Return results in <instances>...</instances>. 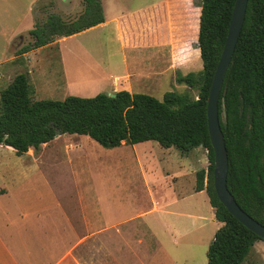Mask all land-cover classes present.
Listing matches in <instances>:
<instances>
[{
    "label": "crops",
    "instance_id": "1",
    "mask_svg": "<svg viewBox=\"0 0 264 264\" xmlns=\"http://www.w3.org/2000/svg\"><path fill=\"white\" fill-rule=\"evenodd\" d=\"M36 1L31 5L28 0H0V93L18 75L15 70L22 64H27L29 71L25 74L28 76L38 70L35 90L46 92L49 81L45 66L40 63L43 59L37 54L65 38L18 54L20 44L17 41L23 34L19 28L24 21H29V13ZM101 1L105 22L86 31L116 41L126 67L123 76H99L114 81L109 95L121 90L134 93L135 84L140 85H136L139 89L150 81L157 84L164 72H172L176 81L179 74L187 75L193 65H198L201 60L198 35L202 8L195 0H145L140 8L115 16H109V11L115 10V1ZM14 44L17 50L13 53ZM132 61L136 67L145 69L136 71L137 74L132 69ZM91 72L95 73V69ZM142 72L144 74H140ZM63 74L67 85V75ZM92 76L90 74L88 78ZM137 77L141 82L134 83ZM83 78L80 71L77 80ZM88 82L93 83L92 80ZM150 142L155 141L124 144L113 149L118 152L126 148L133 154L122 151L120 155H109L106 161L96 158L92 172L114 173L116 167H122L121 161H125L126 166H136L138 178L125 181L83 179L89 171L86 169H90L89 162L93 163L95 159H86V167L81 169L79 161L82 157L76 154L80 145L76 146L73 141L61 142L58 146L50 142L23 155L25 161L15 159V162H12L15 151L4 146L7 154L0 157V264H177L165 248L160 235L163 231L159 229L189 235L190 225L199 224L197 214L201 212L202 200L208 205L217 230L223 226L215 218L206 191L197 190V173L208 171L209 159L202 147L183 155L177 149ZM63 145L67 149H63ZM53 146L55 150H52ZM46 149L57 161L62 162L60 156L70 159L63 161L76 176L74 202L63 203L52 183L42 175L39 157ZM73 152L74 156L79 155L78 162L72 160ZM148 173L158 175L159 179L149 178ZM121 190L128 200H116ZM133 193L153 198L152 208L147 211L134 208ZM155 196L161 197L160 202ZM256 246L264 249V241L256 242Z\"/></svg>",
    "mask_w": 264,
    "mask_h": 264
},
{
    "label": "trees",
    "instance_id": "2",
    "mask_svg": "<svg viewBox=\"0 0 264 264\" xmlns=\"http://www.w3.org/2000/svg\"><path fill=\"white\" fill-rule=\"evenodd\" d=\"M198 35L203 69L178 75V84L198 92L166 93L163 101L121 90L113 95L68 96L62 101H34L30 81L18 74L0 93V146L18 156L39 150L63 134L88 136L106 149L124 144L158 142L183 155L198 147L207 151L208 171L197 173V190H205L223 226L207 252L208 264H242L254 245L264 241L238 221L220 202L214 187V152L207 101L227 40L236 0H200ZM74 21L56 14L30 31L23 54L82 33L105 22L101 0H82ZM220 124L229 157L228 188L239 206L264 225V0H249L246 19L219 101Z\"/></svg>",
    "mask_w": 264,
    "mask_h": 264
},
{
    "label": "rangeland",
    "instance_id": "3",
    "mask_svg": "<svg viewBox=\"0 0 264 264\" xmlns=\"http://www.w3.org/2000/svg\"><path fill=\"white\" fill-rule=\"evenodd\" d=\"M32 1L34 2V0H28V3H31ZM114 1L115 10H110L109 16L119 15L122 12L123 14H128L131 11L140 8L141 4L145 0ZM195 3L201 7L200 0H195ZM83 9L84 6L82 0H37L32 11L29 13V21H24V23H22L19 28L20 33L23 32V34H21V40L17 41V43L20 44L18 47L21 49L28 43L32 42L30 31L34 29L36 25L44 23L49 15L56 14L62 17L64 21L71 22L76 20L82 14ZM60 39L62 38H57L54 43ZM12 43H14V41ZM16 50L17 46L14 44L11 52L14 53ZM7 51L8 49L5 46L4 52L6 53ZM120 52V45L116 41L113 39L110 40L103 34H97V32L84 31L77 35L62 39L57 44L51 45L42 52H39L40 54H37L38 57L43 59L40 63L44 64V70L46 71L48 77L46 80L49 81L44 94L35 90V87L37 86L36 79L38 70H35L34 74L32 71L31 76L26 74L28 78H30L29 81L31 82L30 96L32 100L62 101L68 96L90 98L101 93H111L113 91L112 87L114 81H107L101 77L106 78L112 76L115 78L124 75V70L126 67L123 63V57L121 56ZM7 55L8 54H5V56ZM35 62L37 63V59H35ZM134 64L135 63L132 61V69L135 70V72L137 71L139 73L145 69V67L141 66L136 67L137 65L135 66ZM91 69L93 71L95 69V73H92ZM202 69L203 64L202 61L199 60L198 65H193L192 71L189 73H199L202 71ZM15 71L17 72L16 74H25L29 71V68L27 64H22L21 66L19 65ZM80 71L83 72V76L85 77L82 79L83 81L77 80ZM64 72L68 78L67 85H65L66 80L63 78ZM90 74L93 76L89 79L88 77ZM140 74H144V72ZM90 80H92L93 83H89L88 81ZM159 80L160 81H158L157 84H153L151 81L148 82V84H146L143 89H139V87H136L138 84H135L134 93L147 94L159 101H163L165 94L169 92L178 94L189 92L193 97H198V92L196 90H191L186 85L178 84L176 81H174L172 78V72H164L163 76H161ZM123 81L124 80L121 79V82ZM138 82L141 81L137 77L135 78L134 83ZM6 86L7 84L4 85V87ZM69 141L76 142L75 144L78 147L80 145L76 154H80L82 157V159L79 161V167L81 169L86 167V159H90L89 161H93V159H95L93 163L89 162L90 169H86L89 171L85 173L83 179L114 178L117 181H125L128 179L135 180L138 178V168L136 166H126L125 161H121L120 163L122 167H116L115 172H112L111 174H109L108 171H91V167L97 161V157H101V160L106 161V158L109 155L110 157L111 155L116 156L122 154L123 152H126L127 154H133L132 150H126V148H124L122 150L123 152L121 150L118 152H113V149H106L100 146L88 136L70 134L60 135L50 144L58 146L61 144V142L66 143ZM150 143L159 145L157 142ZM0 147L1 157L2 155L7 154V151L3 149L4 146ZM5 148L12 149L10 147ZM51 148L52 150L56 149L55 146ZM62 148L67 149L66 145H63ZM172 149L176 150L174 147H172ZM62 154H64V152ZM13 155L14 158L12 157V162H15V159H18L19 161L26 160L24 159V156H18L16 152ZM157 156H160V153H158ZM67 158L68 156H60L62 162L57 161L56 156L46 149L42 151V155L39 157L40 162L38 164L41 167L42 175L46 177L47 181L52 183L53 190L59 197H61L63 203L66 201L71 203L74 202L75 199V185L73 182L75 181L76 176L71 167H69L67 163H64L63 159ZM71 158L74 160V162H76L77 159L79 160V155L74 156L73 152ZM166 168H168V165ZM151 175L152 174L148 173L149 178L152 177L154 180L159 179L158 175ZM120 193V195L116 196V200L120 202H123V199L128 200V196L123 195V190H121ZM155 199L160 202L161 197L155 196ZM131 202L133 207L138 209V211L142 209L147 211L152 208L154 200L149 196L133 193L131 195ZM201 207V212L197 214V216H199L198 219L201 221L199 220V224L196 226L190 225L189 235L187 236L180 233L173 234L169 230L164 231L161 228L163 226H160L161 229L159 230L163 231L162 234L160 232V235L164 239L165 248L168 250V252H170L177 264H208L207 252L217 232V224L211 218L208 205H206V202L203 200L201 201ZM258 253L259 255H257ZM242 264H264V249L261 246L253 247L250 254Z\"/></svg>",
    "mask_w": 264,
    "mask_h": 264
},
{
    "label": "water",
    "instance_id": "4",
    "mask_svg": "<svg viewBox=\"0 0 264 264\" xmlns=\"http://www.w3.org/2000/svg\"><path fill=\"white\" fill-rule=\"evenodd\" d=\"M249 0H236L227 40L218 64L207 101L208 127L214 152V187L220 202L238 221L264 240V225L248 215L228 188L229 157L220 124L219 101L224 80L244 27Z\"/></svg>",
    "mask_w": 264,
    "mask_h": 264
}]
</instances>
